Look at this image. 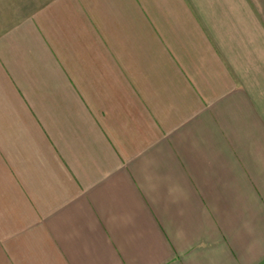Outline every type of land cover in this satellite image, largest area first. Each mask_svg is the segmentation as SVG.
Here are the masks:
<instances>
[{
  "label": "crops",
  "instance_id": "1",
  "mask_svg": "<svg viewBox=\"0 0 264 264\" xmlns=\"http://www.w3.org/2000/svg\"><path fill=\"white\" fill-rule=\"evenodd\" d=\"M263 263L264 0H50L0 32V264Z\"/></svg>",
  "mask_w": 264,
  "mask_h": 264
},
{
  "label": "rangeland",
  "instance_id": "2",
  "mask_svg": "<svg viewBox=\"0 0 264 264\" xmlns=\"http://www.w3.org/2000/svg\"><path fill=\"white\" fill-rule=\"evenodd\" d=\"M49 1L50 0H0V32L5 31L19 21L31 16ZM90 74H93V72Z\"/></svg>",
  "mask_w": 264,
  "mask_h": 264
}]
</instances>
